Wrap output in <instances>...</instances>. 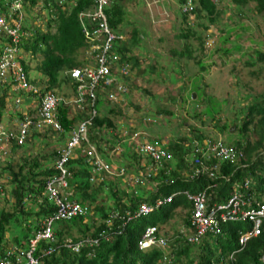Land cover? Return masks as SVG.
Segmentation results:
<instances>
[{
	"label": "trees",
	"instance_id": "16d2710c",
	"mask_svg": "<svg viewBox=\"0 0 264 264\" xmlns=\"http://www.w3.org/2000/svg\"><path fill=\"white\" fill-rule=\"evenodd\" d=\"M13 1L21 5L24 15L20 29L22 34L16 45L20 54L28 52L34 56L36 63L33 68L38 80H29L34 84L38 82L41 87L35 94L30 93L25 96L28 99L34 97L38 101L45 91L56 94L55 91L59 87L57 79L59 74H62L63 80L69 83L72 93L75 86L81 82L88 87L86 79L80 82L72 81L67 71L72 67H80L92 59L84 57V52L92 41L90 37L82 33L81 26L89 30L96 26L98 20L84 14L95 10V2L67 0L60 4L58 0H0V14L5 15V18L13 17L21 10V8L10 9ZM170 1L167 9H171L172 15H176L181 20L178 32L173 35L180 40V45L178 48L171 46L165 49L163 45L165 40L162 37H151V42H156L155 46L160 47L159 50L162 53L166 52L164 54L170 61L168 65L175 66L174 74L189 77L200 76L201 79L204 77V71L213 64V60L206 63L205 59L211 57L212 53L216 52L221 56L231 48L235 51L240 50L241 45L238 43L241 37L240 31L245 28L242 23L235 24L231 28L221 24L216 29L219 36L217 40L215 39L213 49H207H211L209 52L203 51L204 43L213 36L212 31L208 30L220 22L222 17L225 16L227 21H231V17L235 15L246 16L245 10L249 9L247 5L251 3L252 9L264 18V0H225V4H222V0ZM135 2L144 3V0ZM187 2L191 6L190 9L182 11V5ZM39 4L40 8L38 11L36 9L33 18H41L39 11L44 12L46 16L43 27L26 19L29 12L25 11L26 8L35 10ZM101 10L105 15L108 29L114 35L108 50L113 60L112 66L115 69L123 66L126 71L124 74L118 73L119 78L127 79L128 82L125 84L128 92L135 88L146 94L149 100L155 99L156 96L150 89L138 88L128 75V71L134 70V77L148 82L152 79L150 73H153L156 67H167L155 61L154 58L149 61L152 64L140 67L139 61L144 54L138 55L136 48L139 47V39L148 35L143 26L144 23L124 17L126 9L122 5V0H108L107 5H104ZM80 13H83L81 17ZM227 13L228 15H225ZM189 16L192 19L187 21ZM126 24H131L129 30L125 29ZM234 28H238L239 32L234 31ZM230 35L234 37L230 41V46H226ZM188 38L193 39L196 44L193 45ZM247 41L253 42L251 39ZM9 42L8 37L0 34V44ZM255 43L257 45L255 48L246 46L244 50L238 51L240 54L238 57L251 51L247 59H255L245 61L243 67H251L246 72L252 81L263 84L264 72L259 66H254L257 62L264 60L260 49L264 41ZM30 60L28 59L27 62L23 59L19 60L27 76L31 70ZM189 61L191 66L195 67L193 71L187 67ZM234 75L240 78L239 75ZM160 77L167 83L165 78ZM177 81L181 83L180 90L183 89L185 85L181 77L171 79V83ZM206 84L203 82L202 86L206 88L208 86ZM242 84L240 83L238 87L243 89L240 91H243V94H237L232 100L219 101L210 94L206 96L204 93L195 94V98L190 99L188 96L181 97L180 92L175 95L166 92L164 99L169 104L173 105L176 102L184 106L182 109L185 110L186 117L193 121L184 126L185 117L166 106H155V114L162 117L161 120L171 118V126L173 128L176 126L175 134L170 137L167 135L163 144L159 143L163 138L159 131V136L155 138L154 136L150 138L145 132V135L142 133L138 135V139L142 141L152 139L151 143L154 146L163 149L169 155L167 160L161 161L160 167L150 158L148 162L142 164L141 160L147 157L143 154L140 156L132 148L128 149L125 140L118 143L122 149L111 158L113 155L111 153L119 140L117 138L118 124L113 117L120 115L122 118L121 106L115 103L120 99L112 97L111 89H116L113 83L109 85L97 83L89 93L85 88L80 108L73 106L71 114L68 113L69 103L60 102L56 106L55 116L59 125L58 130L45 126L38 130L29 129L22 143L10 139V155L12 156L16 150H20L21 155L17 160H13L10 156L0 161V177L5 180L0 182V257L8 248L13 249L14 254L18 255L26 251L34 233L43 228L45 218L56 212L55 205L44 189L46 179L57 174L54 161L65 145L70 130L80 121L89 119L86 125V140L95 146L96 153L105 164L106 170L92 160L86 161L82 151L86 145L84 141L81 142V149L67 159L64 164L68 173L65 180L66 186L58 194L60 197L65 196L69 200L78 202L88 210L84 216L69 220H55L52 223V241L47 239L35 241L32 255L37 258L38 264H209L211 259L217 260L219 257L223 258L220 259L222 263L230 264L228 255L233 251L234 264H263L264 231L251 237L238 250L237 237L241 231L249 227V222L246 220L221 224L218 234L206 236L198 245H195L193 251H188V247L179 243L177 239L174 241L175 246L169 243L168 247L171 249L169 252L159 247L139 250L135 244L139 233L146 225L160 228L168 219L179 216L182 212H185V216H182V224L184 226L188 224L191 203L183 194L185 192L204 190L208 204L223 203L232 188L247 179V188L241 187L239 191L244 197L251 198L253 205L256 204V200L264 203V91L252 95L246 94ZM10 91V83H0V120L4 110H8L5 105L9 101ZM60 92L59 97L68 96L65 91ZM211 97L214 105L210 102ZM26 100H22L23 103ZM178 100L180 101L177 102ZM192 100L193 103H190ZM243 100L246 102L244 103ZM232 101L233 105L230 106ZM103 104H110V107H102ZM195 104L199 105V108H194ZM186 106L192 110L185 109ZM223 107L230 112L229 115L224 114ZM34 110L35 107L32 113L35 112ZM17 116L22 117L20 111ZM204 121H207L210 127L205 125ZM140 125H142L141 121ZM161 125L164 126V124ZM231 125H233L232 131L229 129ZM181 126L187 129L186 132L180 129L177 131V128ZM221 133H226V140L221 138ZM35 146L39 147L34 149ZM56 146L59 147L56 148ZM220 148L234 153L235 156L233 154L231 158L225 156L219 152ZM195 161H201L207 170L191 175L195 168L199 167ZM148 165H152V170H156L155 175L149 178L145 177L143 172ZM180 171H186L189 175ZM3 174H5L4 177ZM135 178L137 180L133 183ZM122 181L123 185H121ZM141 182L143 184L155 182V185L149 190H143ZM6 184L9 188L5 187ZM177 191L180 193L172 197L168 206L160 207L157 209L159 213L152 214L149 218L141 216L123 223L124 217H119L125 210L132 211L139 201L151 203L156 198H162ZM7 194L10 199L7 198ZM1 201L9 202V210L3 207ZM114 212L118 215L112 217ZM13 226L17 227L18 233L7 239L5 232ZM67 240L71 244L80 245L77 252L67 247L69 244L65 242Z\"/></svg>",
	"mask_w": 264,
	"mask_h": 264
},
{
	"label": "built area",
	"instance_id": "2783aa9c",
	"mask_svg": "<svg viewBox=\"0 0 264 264\" xmlns=\"http://www.w3.org/2000/svg\"><path fill=\"white\" fill-rule=\"evenodd\" d=\"M94 1L96 3L95 10L92 13L87 12L84 14L86 16H91L92 19H95L96 21L98 20L96 26L90 28V30L86 29L83 25L81 28L82 33L85 36L90 37L89 39L92 41L87 51L84 52V57L86 59H90L91 57L92 59L80 67H72L69 70V76L72 81L80 82L82 79H86L88 81V87H86L82 82L77 84L74 89V94L70 99L71 102L79 108L80 102L83 100L85 94V88H87L89 93L90 89H92L95 84L100 83L101 85H109L113 80L110 71L112 59L108 54V50L110 49L111 40L114 38V35L108 29L105 16L101 10L106 4V0ZM19 6L20 5L17 1H13L10 4V9L17 10ZM186 9H190L189 5L187 7L185 5L182 8V11H185ZM81 14L82 13H80V15ZM0 34L10 39L9 43L0 44V83H10V89L13 92L18 93L17 95L20 96H25L30 93L35 94L38 91V88L27 81L25 72L19 61L20 53L16 45L19 41L20 35L22 34L19 22L14 19L8 20L4 15L0 14ZM119 73H125L123 66L119 69ZM117 88L121 90L122 85H118ZM14 102H19L18 96H15ZM60 102H63V99L60 97L49 91L43 92L40 99H38L36 111L38 119L35 120L32 115H23L22 118L18 120L17 125L15 122L16 126L11 128H6L4 124L0 123V161L5 159L10 145V139H15L17 143H22L25 136H27V131L29 129L38 130L48 126L58 130L59 125L55 116L56 106ZM88 123L89 119H84L79 122L75 128L70 130V134L65 142V145L62 149H60L59 155L54 161V169L57 170V174L46 179L44 189L48 193L49 199H51L55 205L56 212L45 218L43 228L34 233V237L30 239L29 248L26 251H24L21 255H18L14 254L13 249L8 248L4 255L0 257V264H38L37 258L32 255L34 243L38 239H47V241H52V223L55 220H69L77 216H83L87 213V207L80 205L74 200H69L65 196L60 197L58 192L60 191V187L64 188L66 186L65 179L68 173L64 164L67 159L74 154V150L79 146V143L81 141H86V125ZM5 147L6 149H3ZM138 148L141 153H144L152 159L158 167L162 165V160H167V158H169V155L165 153L163 149L146 141L140 144ZM83 149L86 159L89 162L93 159L94 163H97L104 170H106L105 164L102 163L92 145L87 144L86 148L84 147ZM219 152L229 158L234 155V153H230L222 148L219 149ZM205 156L207 157V155ZM195 162L199 164V167L195 168L194 173L191 175H197L198 173H202L207 170V167L203 165L201 161ZM98 169H100V167H98ZM145 176L150 177L151 172H146ZM136 180L137 178H135V182ZM247 186V179L243 180L242 184L234 186L226 201L223 203L208 204V198L204 190L193 193L185 192L184 195L186 199L191 203L188 224L190 232L185 235L186 242L193 243L205 234H218L221 224L228 221L246 220L249 222V228L240 232L238 235L237 240L240 248L249 238L262 233L264 231V203H259L256 200V204L253 205L251 198L244 197L243 193L239 190L241 187L245 189ZM171 197L172 194H169L163 199H155L151 204L139 202L132 211L125 210L123 215H120L119 217H124L123 223H125V221L133 218L144 216L162 203L168 202ZM117 215L118 214L114 212L111 216L115 217ZM155 233L156 229L154 226L144 227L136 240V247L138 249H144L151 244L164 246L166 240L162 237L156 236ZM65 242L69 243L67 244V247H70L72 251H78L80 246L78 243L71 244L68 240ZM210 264L216 263L211 262Z\"/></svg>",
	"mask_w": 264,
	"mask_h": 264
},
{
	"label": "rangeland",
	"instance_id": "374dc122",
	"mask_svg": "<svg viewBox=\"0 0 264 264\" xmlns=\"http://www.w3.org/2000/svg\"><path fill=\"white\" fill-rule=\"evenodd\" d=\"M135 1L136 0H122V5L125 6V9H126V14L124 15V17L129 20L137 19V20L142 21L144 23L143 26L145 27L148 33L147 36H142V38L139 39V47L136 48V52L138 55L144 54L141 56V58L139 56L140 67H144L145 65L149 63L152 64L151 62H149L150 60H152V58H154L155 61H158L164 66L167 65V67L166 68L156 67V70H154L153 73H150V77L152 79L148 82H145L141 80L140 78L134 77V70H132L131 72L128 71V75H130V77L132 78V82L138 88L146 87L154 93L156 97L153 100H149V97L146 94L141 93L138 89H135V88L130 89V91L128 92V89H126V84H125L128 82L127 79L125 80L122 78L121 80H118V82L123 85L121 89L123 90V93L121 94L119 90H114L112 92V97L116 99H120V101L118 100V102H115V103L116 105L119 104L121 106L122 118L120 115L119 116L115 115L113 117L115 123L118 124L117 138L119 140L111 153L113 154L111 158H113V156H115L119 151H121L122 148L118 145V143H120L124 139L132 141L135 144L137 141H139L138 136L136 135L135 132H137L138 135H142V134L145 135V132H146V134H148L150 138H153V136L155 138L156 136H159L158 135V131H159V134H162L163 136L161 142H159L160 144L165 143V137L167 135L170 137L175 134L176 126L175 128L171 126V118H163V120H161L160 118L162 117H159L158 115L155 114V109H156L155 106L157 107L166 106L171 111L175 113H179L180 116L185 117L186 122L184 123V126H186L187 123L193 121L192 119H189L186 117L185 110L182 109L184 106H182L180 103H176L175 101L173 105L169 104L168 101L164 99L166 92L171 93V95H175L180 92L181 97L188 96L190 99L192 98V94L199 95L201 93H204L206 96L210 94L213 98L219 101H222V100H229V99L232 100L233 97L236 96L237 94L239 93L243 94V91L240 92L243 89L238 87L240 83H243L242 87L244 88V92L246 94L249 93L252 95V94L260 93L264 91V82L262 84L261 82L255 81L254 83L252 79L250 78V76L248 75V73L246 72L248 69H251V67H246V68L243 67V63L245 61L255 59V58L247 59V57L251 55V51L246 54L241 55L242 57L240 58L238 57L240 55L239 52L241 50H244L246 46L255 48L257 46L255 43L256 41H262V40L264 41V34H263L264 18L260 14H257L252 9L251 3L247 5L249 6V9L245 10L246 16L240 17V16L235 15L231 17V21H227V19L224 16L220 19V22H218L214 27L208 30V31L210 30L212 31L213 36L211 37V39H208L204 43V46H203L204 52H209L211 49H213V45L215 44V39L217 40L219 36L216 29L217 27H220L221 24H225L224 27L231 28V27H234L235 24L242 23L243 27H245L243 30L240 31L241 37L238 40V43H240L241 47H240V50H238L239 52L231 48L226 52V54H221V56H219V53H216V52L212 53V56L206 58L205 60H206V63H210V61L213 60V64H210V66L207 68L208 70L204 71L203 73L204 77L201 79L200 76L199 77H196V76L189 77L183 74H174L173 71L175 69V66L174 64L168 65L170 61L164 54L166 52L163 51L162 53L161 50H159L160 47L158 46L159 48H157V46H155L156 42L155 43L151 42L152 41L151 37H154V38L162 37L165 40L163 44L165 49L171 46L178 48L180 45V40L174 38L173 35L174 33L178 32V26H180L181 20L176 15H172L171 9H167V4L171 3V1L170 0H144V3L142 2L138 4ZM225 3H226L225 0H222V4H225ZM25 11L26 12L29 11L28 16L26 18L27 20H29L31 23H34L35 25H39L43 27L44 25L43 21L46 16L44 12L39 11L41 18L37 19V18H33L34 13H36V9L33 10V9L26 8ZM228 12L230 13V9H228ZM225 15H228V13ZM191 19H192L191 16L187 17V21ZM23 20H24V17L22 18V21ZM130 27H131V24L125 25L126 30H129ZM234 31L239 32V29L234 28ZM233 37L232 35H230L229 42L226 43V46H230L231 44L230 41L233 39ZM248 39L253 40V42L251 43L248 42L247 41ZM188 41L193 43V45L196 44L195 41H193V39L191 38H188ZM209 48L211 49L207 50ZM260 49L264 55V44L260 46ZM21 57L23 58L24 62H27L28 59H31L29 62V65H31L30 66L31 70L29 71L28 76L30 80L31 79L38 80L36 71L33 68V65L36 63L34 62V56L30 55V53L28 52H25V54H21ZM192 66H191V62L189 61L187 64V67L188 69H190V71H193V69H195V67L193 66L194 68H192ZM257 66H259L262 72H264V60L257 62L254 67H257ZM234 74L239 75L240 78H238ZM160 76L165 78V81L167 83L162 81ZM178 77H181L185 85L184 88L181 90L180 88H182V86L180 85L181 84L180 81L171 83V79H177ZM57 79H58L59 87L55 91V93L58 96L61 93L60 91H65V93L68 95L72 94V90L68 86L69 83L63 80L62 74H59L57 76ZM262 79L264 80V75ZM203 82L205 84L206 83L208 84L206 88L202 86ZM35 84H38V82H36ZM212 97L210 98L211 103L213 101ZM179 101L180 100H178L177 102ZM243 102L245 103L246 100H243ZM10 103L11 104L9 105H12V106L14 105L12 101ZM190 103H193V100ZM232 105H233V101L230 103V106ZM134 106L138 108L136 109ZM102 107H110V104H103ZM193 107L197 109L199 108V105L195 104ZM189 108H190L189 106L185 107V109L187 110H189ZM190 109L192 110V108ZM69 110L71 113L73 108L70 107ZM229 113L230 112H228V110H226L225 108L224 114L229 115ZM141 119L143 120L142 125H140ZM3 122L5 123L6 121H3ZM196 122L198 124V121ZM204 122H205V125H207V121H204ZM161 124H164V126ZM173 124L175 125V121H173ZM170 126L174 130L171 129ZM207 126L210 127L209 125ZM232 128L231 127L229 128L230 131H232ZM178 129L183 130L184 132H186L187 130V129H184L183 126H181V128H177V131ZM129 130H131V132H129ZM124 133H130L129 138L128 137L124 138ZM211 134H213V130ZM220 136L222 139L226 140V133H221ZM232 136L234 137L235 135L233 134ZM147 140H149L150 143L153 142L152 139H147ZM37 147L39 146H35L34 149H37ZM58 147L59 146H56V148ZM127 148L130 149L129 146ZM3 149H6V147ZM10 154L11 152L8 153L6 159H8L11 156ZM20 155H21V151L16 150L11 157L13 160H17ZM146 162H148L146 159L141 160L142 164ZM4 175L5 174H3V177ZM1 181H5L4 178L2 179V177H0V182ZM121 185H123V181ZM143 186H144V189L145 188L147 190L149 189V185H147L146 183H144ZM5 187L9 188L7 184L5 185ZM64 188L60 187V190L62 191ZM6 196L8 199H10L8 194ZM2 202L3 201H1V203ZM2 205L4 208H8L9 210V202L8 203L3 202ZM166 206H168V203L164 204L162 207L165 208ZM155 213L156 214L159 213V210L153 211L152 213L148 214L146 217L149 218L150 216H152V214H155ZM181 215L176 216L174 218L171 217V219H169L167 223L162 225V228L165 229V232H167V229L168 231L172 230V233H173L172 240H175V234L177 230L174 228L171 229V227L173 226L171 225V227H169V225L175 219L177 218L179 219ZM17 231H18L17 227L13 226L5 232V237L8 239L14 234H17L18 233ZM170 250L171 249H169L168 251Z\"/></svg>",
	"mask_w": 264,
	"mask_h": 264
},
{
	"label": "clouds",
	"instance_id": "9594fccd",
	"mask_svg": "<svg viewBox=\"0 0 264 264\" xmlns=\"http://www.w3.org/2000/svg\"><path fill=\"white\" fill-rule=\"evenodd\" d=\"M67 0H58V2L61 4L62 2H66ZM94 1V0H93ZM95 2V1H94ZM107 2H108V0H106V4L105 5H107ZM188 3V5H189V7H191L190 6V4H189V2H187ZM187 3H185V5L187 4ZM95 5H96V3H95ZM185 5H182V8L185 6ZM21 8V10L19 11V12H17L16 13V15L15 16H13V17H9V18H7L8 20H11V19H14V20H17L18 22H19V27H20V29H21V25H22V18L24 17V15H23V8L21 7V5L19 6V8L18 9H20ZM39 8H40V4L39 5H37L36 6V8L35 9H37V10H39ZM96 8V7H95ZM87 13V12H86ZM89 13V12H88ZM92 13V12H91ZM104 14V13H103ZM83 15V13L80 15V17ZM5 16V15H4ZM105 16V15H104ZM106 19V18H105ZM34 24V23H33ZM82 27V26H81ZM24 31V30H23ZM25 32V31H24ZM25 33H27V32H25ZM101 38V37H100ZM20 59H23L22 57H21V54H20ZM111 65H110V71H111V75H112V77H113V80H112V82H111V84L113 83L114 84V86L116 85V89H111L112 90V92L114 91V90H119L121 93L123 92V90H120V89H118L117 88V86L118 85H122L121 83H119L118 82V80H121V78H119V69H120V67L119 68H117V69H115L112 65H113V60L111 61ZM70 70V69H69ZM69 70L67 71L68 72V75H69ZM126 72V71H125ZM26 75V74H25ZM27 78V77H26ZM69 78H70V76H69ZM71 79V78H70ZM72 80V79H71ZM123 86V85H122ZM39 89V88H38ZM11 90V89H10ZM12 91V90H11ZM45 92H47V91H45ZM111 92V93H112ZM15 94H18V93H16L15 92ZM52 94H54L53 92H52ZM73 94L74 93H72V94H70V95H68L66 98H63V97H60L61 99H63V101L65 102V103H69V106L70 107H72L73 108V106H76L73 102H71V98H72V96H73ZM54 95H56V94H54ZM57 96V95H56ZM59 97V96H58ZM194 97H195V95H194ZM15 98V97H14ZM14 98H9V103L12 101L13 103H14V105L16 104L15 102H14ZM191 99H194V98H191ZM68 113H70V110L68 109ZM71 114V113H70ZM1 121V120H0ZM81 122V121H80ZM143 122V120L141 119V123ZM77 126V125H76ZM136 133V135L138 136V133L137 132H135ZM142 133V132H141ZM129 136H130V133H124V138L125 137H128L129 138ZM68 139V136L66 137V140ZM66 140H65V142H66ZM125 140V139H124ZM123 140V141H124ZM139 140V139H138ZM125 141H127V144H128V146L130 145V144H133L132 145V149L137 153V154H139L140 156H141V154H143V155H145L144 153H141L140 151H139V146H140V144H142V143H144L145 141H142V140H139V141H137L136 142V144L134 143V142H132V141H129V140H125ZM82 142V141H81ZM81 142L79 143V146L74 150L75 152L76 151H78L79 149H81ZM85 143H86V145L84 146L85 148H86V146H87V144H90V143H88V141L86 140V141H84ZM146 142H148V141H146ZM150 143V142H149ZM152 144V143H151ZM90 145H92V144H90ZM153 145V144H152ZM64 146V145H63ZM93 147H94V149H95V151H96V148H95V146L94 145H92ZM83 147V148H84ZM82 151H83V153H84V149H82ZM74 152V153H75ZM97 154V153H96ZM74 155V154H73ZM84 155H85V153H84ZM146 156V155H145ZM99 157V156H98ZM143 157V156H142ZM147 157V161H148V156H146ZM85 159H86V155H85ZM86 161H88L87 159H86ZM92 161H93V159H92ZM169 161H170V159H169ZM89 162V161H88ZM143 171V170H142ZM151 172V175L153 176V175H155V173H156V170L155 171H153L152 170V165H148L147 167H146V169H145V171H143L144 172V175H145V173L146 172ZM181 173H183V174H187V175H189V173L188 172H186V171H180ZM185 174V175H186ZM146 177V176H145ZM151 177V176H150ZM149 178V177H148ZM66 180V179H65ZM135 180V179H134ZM148 181V180H147ZM140 185H143V183L141 182L140 183ZM147 185H149V189H151L154 185H155V182H153V184H151V183H149V184H147ZM142 187V186H141ZM144 187V186H143ZM143 189V188H142ZM148 189V190H149ZM143 190H147L146 188L145 189H143ZM203 191V190H202ZM198 192V191H197ZM176 193H179V191H177V192H174V193H171L172 194V197L176 194ZM192 193V192H191ZM184 194V193H183ZM167 196V195H166ZM165 196V197H166ZM165 197H162V198H156V199H163V198H165ZM172 197H171V199H172ZM170 199V200H171ZM155 200V199H154ZM153 200V201H154ZM170 200L168 201V202H165V203H162L161 205H159L158 207H156V208H154L153 210H151L150 212H148L146 215H144V216H147L148 214H150V213H152L153 211H155V210H157V209H159L160 207H162L164 204H167V203H169L170 202ZM152 201V202H153ZM258 201V200H257ZM139 202H144V201H139ZM138 202V203H139ZM151 202V203H152ZM259 202V201H258ZM146 203V202H145ZM151 203H147V204H151ZM260 203V202H259ZM191 207V206H190ZM191 209V208H190ZM84 216V215H83ZM141 217V216H140ZM137 218H139V217H137ZM136 219V218H135ZM226 223V222H225ZM188 224H189V222H188ZM188 224L186 225V226H183L182 228H180V229H178L177 230V232H176V234H175V239H177L178 241H179V243H181V244H183V245H186L187 247H188V250L189 251H193V249H194V247H195V245H198L206 236H212L213 234H205L203 237H201V238H199L197 241H195V242H193V243H187L186 242V237H185V235H187L189 232H190V229H189V227H188ZM146 226H154V225H146ZM145 226V227H146ZM155 227V229H156V236H158V237H162V238H164L165 240H166V242H165V245L164 246H160V245H157V244H151L150 246H148L147 248H144V249H139V250H146V249H148V248H150V247H159V248H164L165 250H166V252H169L168 250H169V247H168V245H169V243H172L173 245H174V241L175 240H172V238H173V236H172V238L170 239V238H168L166 235H161L160 234V229H161V227L160 228H157L156 226H154ZM249 228V227H248ZM143 230V229H142ZM246 230V229H245ZM244 231V230H243ZM242 232V231H241ZM141 233V232H140ZM140 233H139V235H140ZM167 235H170V234H168L167 233ZM215 235V234H214ZM139 237V236H138ZM137 237V238H138ZM238 238V237H237ZM250 239V238H249ZM248 239V240H249ZM137 240V239H136ZM238 241V240H237ZM135 244H136V241H135ZM246 244V243H245ZM244 244V245H245ZM243 245V246H244ZM175 246V245H174ZM242 246V247H243ZM241 247V248H242ZM239 248H240V246H239ZM239 248H238V250H239ZM240 248V249H241ZM138 249V248H137ZM234 252V251H233ZM233 252H231L229 255H228V262H230V264H234L233 263ZM231 255V256H230ZM220 259H223V258H217V260H215V259H211L210 261H209V264L211 263V262H215L216 264L218 263V264H224V263H222L221 262V260ZM220 262V263H219Z\"/></svg>",
	"mask_w": 264,
	"mask_h": 264
},
{
	"label": "crops",
	"instance_id": "0c3cea01",
	"mask_svg": "<svg viewBox=\"0 0 264 264\" xmlns=\"http://www.w3.org/2000/svg\"><path fill=\"white\" fill-rule=\"evenodd\" d=\"M27 81L30 83V84H32V85H34L35 87H37V88H40L41 89V87H40V85L39 84H34V83H32L30 80H29V78H27ZM15 96H18L19 97V102L18 103H16L15 105H9V104H11V103H9L8 101V103H7V105H5L6 107H7V111L6 110H4V112H3V114H2V119H1V121H0V123H2V124H4L5 125V127L7 128V127H15L16 125H17V123H18V120L19 119H21L22 117H20V116H17V113L20 111L21 112V115L23 116V115H32L33 117H34V119L36 120V119H38V116H37V114H36V111H37V106H38V101L34 98V97H32L31 99H28V97L27 96H23V95H17V94H15V92H13V91H10L9 92V96H8V99L9 98H14ZM26 98H27V100H26ZM22 100H26V102H24L23 103V101ZM21 101H22V103H21ZM33 107H35V112L34 113H32L33 112ZM3 121H6L5 123L3 122ZM15 122H16V125H15ZM132 145L133 144H130L129 145V147L130 148H132ZM10 152V148L8 147V152H7V154H6V156H5V158L7 157V155H8V153ZM135 182V180H133V183ZM126 185H128V184H126ZM182 216H185V212H182V215L180 216V218L178 219H175L172 223H170V225H169V227H171V225L173 226V227H171V229L172 228H174V229H176V230H178V229H180V228H182L183 226H184V224H182L183 223V217ZM171 219V218H170ZM169 220V219H168ZM168 220L166 221V223L168 222ZM85 221V220H84ZM168 227V228H169ZM167 233L168 234H170V235H167ZM160 234L161 235H166L168 238H172V236H173V233H172V230H170V231H168V229H167V232H165V229L164 228H162L161 227V229H160ZM170 249V248H169Z\"/></svg>",
	"mask_w": 264,
	"mask_h": 264
},
{
	"label": "water",
	"instance_id": "95a60500",
	"mask_svg": "<svg viewBox=\"0 0 264 264\" xmlns=\"http://www.w3.org/2000/svg\"><path fill=\"white\" fill-rule=\"evenodd\" d=\"M192 98H194V95L192 94ZM233 127V125H231V128Z\"/></svg>",
	"mask_w": 264,
	"mask_h": 264
}]
</instances>
